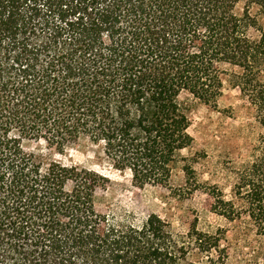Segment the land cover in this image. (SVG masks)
<instances>
[{
  "label": "trees",
  "instance_id": "1",
  "mask_svg": "<svg viewBox=\"0 0 264 264\" xmlns=\"http://www.w3.org/2000/svg\"><path fill=\"white\" fill-rule=\"evenodd\" d=\"M259 15L264 0H0V264H184L193 247L220 250L223 232L179 239L158 215L101 214L103 176L23 144L88 142L137 188L172 189L180 172L196 192L180 98L217 108L227 67L238 69L233 84L264 127ZM236 175L230 198L211 189L213 211L255 232L243 257L264 264V135Z\"/></svg>",
  "mask_w": 264,
  "mask_h": 264
},
{
  "label": "rangeland",
  "instance_id": "2",
  "mask_svg": "<svg viewBox=\"0 0 264 264\" xmlns=\"http://www.w3.org/2000/svg\"><path fill=\"white\" fill-rule=\"evenodd\" d=\"M253 13L257 14L256 8ZM258 18L264 27V16ZM235 72L239 70L227 67L223 89L216 98L217 108L187 94L180 98L192 123L190 148L183 155L198 159L195 167L202 184L194 193L186 191L180 172L175 173L172 189L156 185L137 188L128 171L114 167L101 150L88 142L72 144L61 152L48 137L25 138L24 150L28 154L40 155L48 162L57 161L103 176L106 182L96 194V206L103 215L138 225L150 215H158L179 239L194 231L213 236L223 232L220 250L203 254L193 247L184 264H250L244 260L243 253H252L255 232L217 215L210 195L211 189L218 186L230 198L237 171L248 162L253 146L264 135L255 108L233 84L232 74ZM262 254L261 250L263 258Z\"/></svg>",
  "mask_w": 264,
  "mask_h": 264
}]
</instances>
